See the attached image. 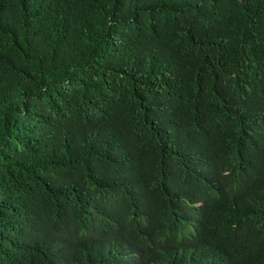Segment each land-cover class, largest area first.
Returning <instances> with one entry per match:
<instances>
[{
  "label": "trees",
  "instance_id": "obj_1",
  "mask_svg": "<svg viewBox=\"0 0 264 264\" xmlns=\"http://www.w3.org/2000/svg\"><path fill=\"white\" fill-rule=\"evenodd\" d=\"M0 264H264V0H0Z\"/></svg>",
  "mask_w": 264,
  "mask_h": 264
}]
</instances>
